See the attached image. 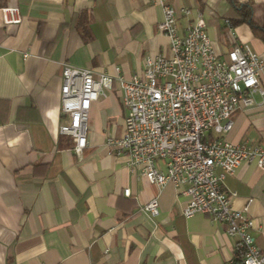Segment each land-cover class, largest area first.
Returning a JSON list of instances; mask_svg holds the SVG:
<instances>
[{"label":"crops","instance_id":"crops-1","mask_svg":"<svg viewBox=\"0 0 264 264\" xmlns=\"http://www.w3.org/2000/svg\"><path fill=\"white\" fill-rule=\"evenodd\" d=\"M233 1L165 0L179 33L203 15L221 57L233 45L226 19L239 16L240 4L250 3L252 20L264 24V0ZM5 6H17L21 20L5 22ZM161 19V5L152 0H0V264H235L239 258L224 222L203 213L184 217L185 197L172 182L158 188L107 146L106 136L122 132L126 114L116 79L91 102L79 153L58 130L68 121L60 110L63 64L130 77L146 55H170ZM233 32L264 59V41L247 22L234 24ZM259 78L264 87V66ZM230 117L233 126L221 136L264 145V93L255 91L252 103L236 106ZM223 185L234 207L248 201L251 234L264 252V169L242 161ZM154 196L158 213L151 215L141 207Z\"/></svg>","mask_w":264,"mask_h":264},{"label":"built area","instance_id":"built-area-1","mask_svg":"<svg viewBox=\"0 0 264 264\" xmlns=\"http://www.w3.org/2000/svg\"><path fill=\"white\" fill-rule=\"evenodd\" d=\"M152 1L162 8L157 26L168 39L170 55H146L141 71L130 77L64 63L60 110L68 121L59 125V133L69 135L79 153L87 144L91 102L106 95L116 79L126 114L122 132L106 136L107 146L124 154L125 162L132 169L138 167L140 175L158 188L172 182L185 197L184 217L203 213L224 222L226 234L236 237L239 258L235 264H264V252L251 234L255 222L248 214V201L234 207L231 193L223 185L225 175L242 161L264 169V145L234 143L221 136L233 126V109L251 104L255 91L264 93L259 78L264 59L236 41L228 19L233 45L221 57L202 14L179 33L173 6L165 0ZM1 10L5 22L21 20L17 6ZM183 12L189 14L190 10L183 8ZM210 132L217 136L210 137ZM123 192L129 195L130 189ZM141 208L156 215L157 197Z\"/></svg>","mask_w":264,"mask_h":264},{"label":"trees","instance_id":"trees-1","mask_svg":"<svg viewBox=\"0 0 264 264\" xmlns=\"http://www.w3.org/2000/svg\"><path fill=\"white\" fill-rule=\"evenodd\" d=\"M232 3H235L232 0ZM231 23L232 26H234V24L241 22V21H245L247 22L250 27L252 28V30L254 31V33L258 34L261 39L264 41V24L263 25H257L251 18V4L250 3H242L240 4V8H239V16L237 18H229L228 19ZM83 36H88L87 32L85 30H83Z\"/></svg>","mask_w":264,"mask_h":264}]
</instances>
